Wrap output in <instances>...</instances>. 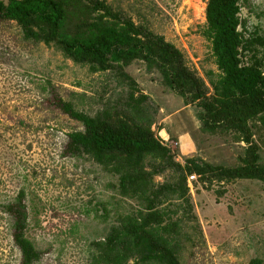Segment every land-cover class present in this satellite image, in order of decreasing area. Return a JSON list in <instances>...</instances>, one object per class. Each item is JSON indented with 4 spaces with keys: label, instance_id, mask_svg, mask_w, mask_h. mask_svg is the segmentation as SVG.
<instances>
[{
    "label": "rangeland",
    "instance_id": "obj_1",
    "mask_svg": "<svg viewBox=\"0 0 264 264\" xmlns=\"http://www.w3.org/2000/svg\"><path fill=\"white\" fill-rule=\"evenodd\" d=\"M7 2L8 0H0ZM135 24L165 37L188 66L209 85L217 79L211 44L203 36L207 0H106ZM245 35L264 37V0H242ZM264 53V50H263ZM125 72L148 101L143 106L156 137L185 164L200 159L240 167L246 144L235 132L210 131L202 109L164 85L155 65L136 61ZM129 86L119 72L93 73L55 47L28 42L15 22L0 20V264H21L14 220L4 207L25 193L28 239L42 253L36 264H95L94 244L105 240L122 216L142 209L120 196L115 176L88 157L66 154L69 134L83 125L64 114L56 100L92 117L106 110L126 112ZM264 159V130L251 122ZM164 133L167 135L165 136ZM170 173L157 184L172 181ZM189 184V183H188ZM194 218L182 220L174 235L181 264H264V184L192 183Z\"/></svg>",
    "mask_w": 264,
    "mask_h": 264
},
{
    "label": "trees",
    "instance_id": "obj_2",
    "mask_svg": "<svg viewBox=\"0 0 264 264\" xmlns=\"http://www.w3.org/2000/svg\"><path fill=\"white\" fill-rule=\"evenodd\" d=\"M241 2L207 0L202 36L210 42L220 72L208 86L175 45L135 24L106 0L0 1V20L18 24L26 41L55 47L93 73L119 72L129 86L124 113L106 110L92 117L71 102L56 100L64 114L83 125V131L69 134L66 154L91 159L117 178L121 197L142 207L122 216L109 236L94 244L95 264H181L174 235L182 220H174L171 207L184 218H194L191 177L203 183L264 184V159L251 125L258 119L264 130V37H247L240 30ZM136 61L155 65L164 85L184 98L186 106H199L206 129L239 134L247 147L242 165L216 166L196 158L184 165L178 162L145 114L148 97L137 96L138 84L125 72ZM167 173L172 181L157 184L156 177ZM4 210L14 220L13 240L21 264L38 263L42 253L27 237L25 193Z\"/></svg>",
    "mask_w": 264,
    "mask_h": 264
},
{
    "label": "built area",
    "instance_id": "obj_3",
    "mask_svg": "<svg viewBox=\"0 0 264 264\" xmlns=\"http://www.w3.org/2000/svg\"><path fill=\"white\" fill-rule=\"evenodd\" d=\"M197 178L196 177H191V178H189V187L191 188V189H193V185H192V183H193V181H195Z\"/></svg>",
    "mask_w": 264,
    "mask_h": 264
},
{
    "label": "bare ground",
    "instance_id": "obj_4",
    "mask_svg": "<svg viewBox=\"0 0 264 264\" xmlns=\"http://www.w3.org/2000/svg\"><path fill=\"white\" fill-rule=\"evenodd\" d=\"M165 136H167L165 133H164Z\"/></svg>",
    "mask_w": 264,
    "mask_h": 264
}]
</instances>
